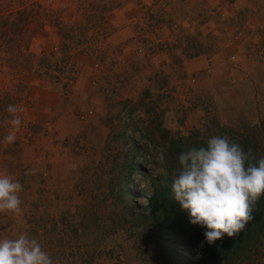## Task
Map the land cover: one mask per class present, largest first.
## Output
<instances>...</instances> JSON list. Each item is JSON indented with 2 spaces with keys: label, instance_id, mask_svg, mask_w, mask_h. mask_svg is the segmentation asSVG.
Listing matches in <instances>:
<instances>
[{
  "label": "rangeland",
  "instance_id": "rangeland-1",
  "mask_svg": "<svg viewBox=\"0 0 264 264\" xmlns=\"http://www.w3.org/2000/svg\"><path fill=\"white\" fill-rule=\"evenodd\" d=\"M40 1L75 33L76 74L64 89L32 71L0 73L31 129L17 132L15 156L0 149V172L23 185L21 213H0V238L26 232L53 264H227L209 259L207 229L187 209L160 241L146 204L165 188L180 203L175 162L156 173L162 129L206 142L221 129L264 150V0ZM60 41L48 26L29 50ZM255 229L253 254L238 264H264V226Z\"/></svg>",
  "mask_w": 264,
  "mask_h": 264
},
{
  "label": "clouds",
  "instance_id": "clouds-1",
  "mask_svg": "<svg viewBox=\"0 0 264 264\" xmlns=\"http://www.w3.org/2000/svg\"><path fill=\"white\" fill-rule=\"evenodd\" d=\"M5 121L12 130L4 144H12L20 130L23 109L10 104ZM157 174L167 176L163 149L155 156ZM179 169L173 173L171 191L183 209L189 210L190 223L206 228L204 237L211 244L225 235L239 234L253 219L252 205L264 195V157L259 159L226 136H212L206 146L190 148L178 156ZM31 174L26 173V175ZM136 181V177H133ZM138 183V182H137ZM144 192L150 181L138 183ZM23 185L6 172H0V213H21L19 193ZM0 264H53L35 238L26 232L16 238H0Z\"/></svg>",
  "mask_w": 264,
  "mask_h": 264
},
{
  "label": "trees",
  "instance_id": "trees-1",
  "mask_svg": "<svg viewBox=\"0 0 264 264\" xmlns=\"http://www.w3.org/2000/svg\"><path fill=\"white\" fill-rule=\"evenodd\" d=\"M62 25V20L57 14V10L41 4L40 0H0V73L6 72L9 75H13L32 71L52 79L56 83H60L64 89L67 88L73 82L76 74V69L71 60L72 51L74 50L71 43L75 33L71 29L62 30ZM48 26L53 28L56 35L61 38L59 48L51 52L31 53L29 50L30 40L45 33V28ZM65 27L68 28L69 26L66 25ZM15 90V85L13 87L5 86L0 88V149L1 153L7 152L12 156L19 152V148L16 147L17 142L14 141L12 144L5 145L4 137L12 130V126L5 123L11 118L6 109L10 104L17 106L20 98ZM30 130V125L22 121L19 131L27 133ZM161 132L162 144L160 149L164 150L165 159H172L178 169L180 167L178 156L181 152L194 147L206 146V141L197 136L192 137V134L173 136L166 129H162ZM194 132L198 133L197 130ZM216 136L226 135L219 129ZM260 141L261 144L264 143V140L261 139L257 141V145ZM230 142L238 143L247 151L246 142L248 141L243 135L240 134L239 137H236L233 141L230 140ZM255 156L257 159L264 157V150ZM169 192L170 189L167 188L162 189L161 192L155 189L147 197L146 208L154 214L151 226L160 241H164L166 238L164 235L165 231L162 229L164 224L177 221L181 217L187 218L179 212V209L182 208L180 203L174 204L172 201H168L167 195ZM125 193L131 194L128 189ZM251 214L253 219L249 221L239 234L233 237L225 235L222 239L216 240L211 244L204 240V247L210 250V260L217 258L218 254L226 256L227 264H238L241 254L251 258L255 248L253 243L255 236L252 238L254 235L252 231L256 230L255 228L257 227L264 226V221H262L264 216V195L252 205ZM222 250L223 252H220ZM202 257L204 258L205 254Z\"/></svg>",
  "mask_w": 264,
  "mask_h": 264
}]
</instances>
